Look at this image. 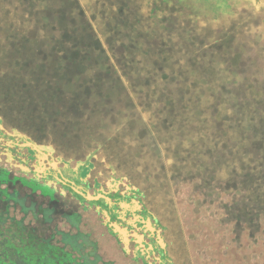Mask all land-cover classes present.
Instances as JSON below:
<instances>
[{
  "label": "trees",
  "instance_id": "trees-1",
  "mask_svg": "<svg viewBox=\"0 0 264 264\" xmlns=\"http://www.w3.org/2000/svg\"><path fill=\"white\" fill-rule=\"evenodd\" d=\"M24 2L30 5L29 26L16 25L10 19V35L0 38V111L4 119L17 122L19 131L33 133L34 140L42 144H55L53 135L73 133L71 125L90 108L92 94L105 96L106 84L112 79L117 81L112 90L122 93L128 91L121 84L124 79H175L179 85L186 79L184 91L175 96L180 99L177 118L164 117L156 127L161 122L170 130L173 126L176 141L190 146L187 152L177 149L184 161L214 159L208 176L193 165L177 170L179 183H191V196L185 199L188 206L182 210L188 235L203 236L198 242L207 243L208 251L214 250L212 264H264V95L252 90L250 100L247 94V101L240 102L236 94L222 92L224 86L231 88L230 80L218 79L228 72L227 62L219 64L215 72L211 66L203 71L195 53L187 57L191 67L197 66L193 69L178 61L174 44L156 34V17L146 16L135 5L118 4L117 15L101 16L86 10L81 0ZM152 44L161 47L154 49ZM158 92L151 93L153 99L159 100ZM169 103L163 111H171ZM134 123L146 132L151 129L140 117ZM91 140L93 145L95 140ZM17 156L0 150V264H42L50 248V253L58 252L52 258L59 259L66 247L58 242L56 222L46 224L51 228L46 235L38 223H30L27 216L33 213H24L27 207L23 203L33 196L49 197L53 208L58 190L41 183L37 171L24 176L30 169ZM8 165L20 174H14ZM190 203L194 207L191 218ZM201 209H208L204 217ZM200 226L208 230L202 234ZM197 245L195 239L192 247Z\"/></svg>",
  "mask_w": 264,
  "mask_h": 264
},
{
  "label": "rangeland",
  "instance_id": "rangeland-1",
  "mask_svg": "<svg viewBox=\"0 0 264 264\" xmlns=\"http://www.w3.org/2000/svg\"><path fill=\"white\" fill-rule=\"evenodd\" d=\"M81 2L86 10L101 16L107 13L110 16L117 15L118 4L135 5L146 16L156 17L158 24L156 34L163 37L168 44H174L178 61L193 69L197 66L194 64L191 67L187 57L195 53L203 71L211 66L215 72L218 71L219 64L227 62L228 72L219 74L218 79L220 77L230 80L231 88L224 86L222 92L236 94L240 102L247 101V94L252 90L264 95V1L81 0ZM29 16L31 17L30 5L24 0H0V38L7 39L10 35L9 25L13 22L10 19H15L16 25L29 26L27 21ZM176 21L180 23L177 24ZM152 45L154 49H159L164 44ZM196 49L201 54L197 53ZM214 78L216 77L212 76L211 79ZM123 81L121 84L124 83L128 91L122 93L117 88H113V91L112 87H115L114 83L117 81L112 79L106 84L105 96L101 95L97 98L99 95L92 94L94 98L89 102L90 108L71 125L73 133H66L65 137L61 136V132L53 135L57 137L55 144H42L34 140L33 133L19 131L17 122L15 124L6 121L0 111V150L11 151L13 155H18L19 160L31 167V170L37 168L56 177L67 178L72 182L75 191L81 194L87 193L90 196L102 194L109 202L117 203V206L123 208L124 211L120 212L121 218L136 215L135 208H138V203L135 202L138 199L112 200L111 194L119 191L126 195L127 191L133 189L142 190L146 195L143 201L149 213L141 216L139 214L137 217L144 222L149 217L155 216L160 221L165 231L163 238L167 244L166 264H200V261L212 264L210 257L211 252L215 256L214 250L208 251L207 243L198 242L203 236L192 238L188 235L187 225L182 219V210L188 206L185 199L188 200L191 196V185L190 182L179 183V174L176 173L179 168L188 169L193 165L192 167L201 169L202 173L208 176V166L212 165L214 159H202L197 163L194 162V158L184 161L177 153L180 149L187 152L190 146H184L182 142L180 144L176 141L173 126L171 127L173 134L170 132V127H164L162 122L161 127H156L157 121L164 120V117L177 118L175 114L178 113L180 99L175 96L184 91L188 81L184 79L183 85H179L175 79H124ZM205 89L207 87H203L202 90ZM155 90L161 92H158L161 96L159 100L153 99L151 93ZM184 95L181 96L183 99ZM248 97L250 100L249 94ZM168 100L171 111L165 112L163 108ZM150 105H159V107L151 110ZM138 117L148 121V125L151 126L150 131L146 132V129L141 130L139 125H132H135L134 120ZM91 138L95 140L93 145H90ZM99 145L103 147L101 150L98 148ZM53 162L57 164V168L51 166ZM222 163L217 166L221 167ZM10 169L17 176L20 174L17 169ZM79 177L90 179L92 189H87ZM121 185L127 186L128 189ZM182 197L184 200H181ZM40 199L33 196L32 199L23 201L24 204L26 202L27 207L24 213L30 211L33 213L27 216L30 217V223L39 224L46 235L51 230L46 226L47 223L57 221L60 223L59 230L62 229L61 226L66 229L62 224L64 222L62 217L60 215L57 217L54 209L49 205V199ZM23 203L21 202L22 206ZM193 208L190 203L188 212L190 218L193 215ZM207 210L201 209L199 213L204 217ZM210 212L211 215H216V211ZM17 214L21 216L19 212ZM128 220L139 227V230L145 229L133 218ZM59 230L58 242L65 246L66 250L59 259H53L52 257L58 252L54 250L55 254L53 251L50 253V248L42 264H97V261L82 255L79 238H71L70 234ZM206 230L208 229L200 226L202 234ZM195 239L198 247H192ZM101 255L104 260H115V264H136L130 262L123 253L122 247L116 244L107 245L103 241ZM150 262L153 264L152 260ZM225 264L232 263L226 261Z\"/></svg>",
  "mask_w": 264,
  "mask_h": 264
},
{
  "label": "flooded vegetation",
  "instance_id": "flooded-vegetation-1",
  "mask_svg": "<svg viewBox=\"0 0 264 264\" xmlns=\"http://www.w3.org/2000/svg\"><path fill=\"white\" fill-rule=\"evenodd\" d=\"M57 165V164H56ZM27 167H29L26 164ZM51 166L53 167L52 163ZM91 168V167H90ZM24 176H33L38 170L37 168L31 170ZM40 174L41 183L50 185L52 189H57L55 199L53 200V208L57 207L56 216L60 215L63 219V228L61 225V230H59V222H56L57 230L55 231H65V233L70 234L71 238H79V247L82 255L90 258L93 261H97V264H115V260H104L101 255V243L104 241L108 245L116 244L118 247H122V251L130 262H135L136 264H166L167 253L165 248L167 246L163 236L164 228L161 226L160 221L155 216H151L152 228L156 231H152L146 223L138 219L137 215L149 213L148 208L145 205L143 199H145V192L142 190H131L127 191L126 195L122 192H113L111 194L112 200H133L136 199L138 203V208L136 209V215L127 216L126 218H121L120 212H123L121 206H117V203L109 202L105 197L99 200H88L87 193L81 194L75 191L71 185V181L67 184H63L57 180V177L51 173L44 170L37 171ZM90 175V174H89ZM116 176V175H114ZM89 177V176H88ZM87 177V178H88ZM81 183L88 189H92V183L90 179H83L79 177ZM115 182L116 180L112 178ZM107 183L105 182L104 185ZM122 186V185H121ZM120 186V187H121ZM128 189L126 186H122ZM49 202L51 201L49 197ZM52 201V202H53ZM128 206V205H127ZM130 206V205H129ZM135 206V205H134ZM137 222L140 227L145 229L139 230V227L134 226L128 219H132ZM64 229V230H63ZM134 230H137L134 231ZM158 230H161V236L166 244L165 247L161 245L158 239ZM56 237H58L56 235ZM133 249H137L133 251ZM145 249V251H144Z\"/></svg>",
  "mask_w": 264,
  "mask_h": 264
},
{
  "label": "water",
  "instance_id": "water-1",
  "mask_svg": "<svg viewBox=\"0 0 264 264\" xmlns=\"http://www.w3.org/2000/svg\"><path fill=\"white\" fill-rule=\"evenodd\" d=\"M57 180L59 181V182H61V183H63V184H67L69 181L67 180V179H65L64 177H62V178H60V177H57ZM68 182H67V181ZM75 189V188H74ZM78 192V191H77ZM102 197H104L102 194H98V196H90L89 194L87 195V198H88V200H98L99 198H102ZM146 223H147V225L150 227V229L154 232V231H156V229H154V228H152V219L149 217L148 219H146ZM158 232V239H159V242L161 243V245L163 246V247H165L166 246V244H165V242H164V240H163V238H162V236H161V231L160 230H158L157 231Z\"/></svg>",
  "mask_w": 264,
  "mask_h": 264
},
{
  "label": "bare ground",
  "instance_id": "bare-ground-1",
  "mask_svg": "<svg viewBox=\"0 0 264 264\" xmlns=\"http://www.w3.org/2000/svg\"><path fill=\"white\" fill-rule=\"evenodd\" d=\"M55 164V163H54Z\"/></svg>",
  "mask_w": 264,
  "mask_h": 264
}]
</instances>
